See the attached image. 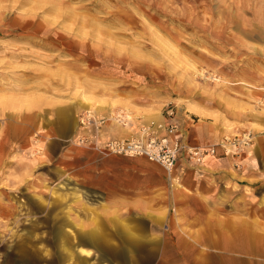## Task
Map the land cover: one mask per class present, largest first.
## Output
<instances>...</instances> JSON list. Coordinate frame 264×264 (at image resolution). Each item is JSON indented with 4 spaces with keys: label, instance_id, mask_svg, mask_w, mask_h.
Wrapping results in <instances>:
<instances>
[{
    "label": "rangeland",
    "instance_id": "1",
    "mask_svg": "<svg viewBox=\"0 0 264 264\" xmlns=\"http://www.w3.org/2000/svg\"><path fill=\"white\" fill-rule=\"evenodd\" d=\"M263 95L264 0H0V264H150L130 260L129 247L80 244L87 231L72 228L56 189L23 185L30 173L14 165L18 154L61 157V145H40L45 135L52 143L49 124L86 162L109 156L94 147L119 138L116 130L159 123L161 112L186 123L218 121L223 132L205 144L248 136L237 153L216 156L244 168L250 154L260 157L253 145L264 139ZM89 109L104 122L77 129ZM37 116L44 125L27 130ZM80 133L89 137L84 144ZM30 136L36 146L26 150ZM97 197L80 195L83 203ZM256 234L233 247L254 259L240 264H264V229Z\"/></svg>",
    "mask_w": 264,
    "mask_h": 264
},
{
    "label": "crops",
    "instance_id": "2",
    "mask_svg": "<svg viewBox=\"0 0 264 264\" xmlns=\"http://www.w3.org/2000/svg\"><path fill=\"white\" fill-rule=\"evenodd\" d=\"M178 115L171 120L178 124L175 135L184 141L201 145L215 142L217 131L223 132L218 121L186 123ZM245 115L247 119L259 118L256 114L234 113L238 119H245ZM171 120L164 112L156 117L165 127ZM79 121L77 129H81ZM25 125L27 130H39L44 125L42 116ZM74 126L73 119L70 135L74 134ZM140 127L138 122L130 131L115 132L119 138L138 136ZM45 129L52 134V143L47 135L43 136L42 150L61 145L60 159L52 163L50 151L34 157L30 154L25 159H18L23 157L18 154L14 165L21 163L23 172L27 167L30 175L23 177L25 187L43 190L48 185L56 189L62 213L71 212L72 228L87 231L88 238L81 239L80 244L120 246V251L129 247L127 251L135 256L130 260L150 264H225L230 257L231 264L254 260L233 247L248 244L246 240L255 239L256 231L264 229V139L253 145L260 157L250 154L244 168H235L224 157L208 156L197 169L178 172V183L159 164L152 162V167L145 157L128 160L120 155L94 153L93 158L80 162L72 146L64 147L58 124H49ZM159 132L165 134L167 130ZM35 140L34 136L28 138L26 150L35 149ZM13 157L9 154L8 163ZM137 159H146L151 166ZM85 189L95 193L97 200L83 203L80 195Z\"/></svg>",
    "mask_w": 264,
    "mask_h": 264
},
{
    "label": "built area",
    "instance_id": "3",
    "mask_svg": "<svg viewBox=\"0 0 264 264\" xmlns=\"http://www.w3.org/2000/svg\"><path fill=\"white\" fill-rule=\"evenodd\" d=\"M103 122L104 118H97L94 111L90 109L83 113L79 121L82 130H88L91 127L97 128ZM163 128H166L167 133L161 134L159 132ZM176 131L177 124L173 120L167 127L163 123H156L152 120L150 123L141 125L138 136L114 138L107 140L103 145L96 144L94 148L107 155L145 157L159 164L169 175L180 164H186L188 167H198L204 163L206 157L216 156L221 152L220 150L224 153H237L240 148L250 142L248 136L244 135L234 140L225 138L220 145L190 144L175 135ZM97 138L98 135H95V139ZM88 139V135L80 133L78 143L84 144Z\"/></svg>",
    "mask_w": 264,
    "mask_h": 264
},
{
    "label": "bare ground",
    "instance_id": "4",
    "mask_svg": "<svg viewBox=\"0 0 264 264\" xmlns=\"http://www.w3.org/2000/svg\"><path fill=\"white\" fill-rule=\"evenodd\" d=\"M234 157V156H233ZM147 159V158H146ZM148 160V159H147ZM234 160V159H233ZM150 161V160H149ZM152 162V161H151ZM181 165V164H180ZM179 165V166H180ZM178 167L175 169V171H173L171 174H169V176L172 178V179H174L176 182H178L179 183V181L177 180L178 179V177L177 176H179L178 175ZM180 170V169H179ZM181 174V173H180ZM182 177V176H181ZM87 254H88V252H86Z\"/></svg>",
    "mask_w": 264,
    "mask_h": 264
}]
</instances>
